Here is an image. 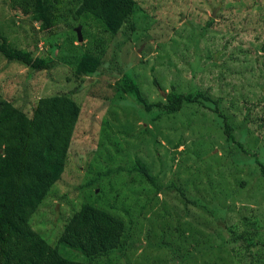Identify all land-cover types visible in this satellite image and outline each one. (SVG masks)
I'll list each match as a JSON object with an SVG mask.
<instances>
[{
	"label": "rangeland",
	"instance_id": "obj_1",
	"mask_svg": "<svg viewBox=\"0 0 264 264\" xmlns=\"http://www.w3.org/2000/svg\"><path fill=\"white\" fill-rule=\"evenodd\" d=\"M136 1L135 28L128 25L111 36L71 18L41 31L29 16L13 10L11 0H0V33L8 44L53 60L52 69L33 71L0 54V97L28 115L39 99L58 93L70 94L80 107L61 179L30 219L35 232L55 246L84 200L99 207L112 203L110 195L118 191L127 197L119 206L133 204L142 186L130 183L125 174L111 190L106 181L95 189V195L103 194L99 200L93 190L80 188L107 166L138 158L158 175L163 190L139 213L131 226L133 246L115 264H169L176 245L183 251L198 249L202 244L197 242L207 241L209 232L225 237L243 217L250 219L249 230L264 232V180L252 156L264 148V0ZM210 19L217 24L204 32ZM83 51L102 56L97 76L76 77L75 66L62 61ZM124 74L131 75L147 103L163 100L172 88L183 94L202 92L219 101L223 125L218 112L196 104L152 121L157 109L147 114L119 89ZM224 121L249 151L235 155L236 167L223 149ZM115 151L124 153V161ZM261 152L257 155L264 163ZM175 184L185 197L170 187ZM188 226L193 232L189 239L178 233ZM231 251L202 252L189 264H249L236 248Z\"/></svg>",
	"mask_w": 264,
	"mask_h": 264
},
{
	"label": "trees",
	"instance_id": "obj_2",
	"mask_svg": "<svg viewBox=\"0 0 264 264\" xmlns=\"http://www.w3.org/2000/svg\"><path fill=\"white\" fill-rule=\"evenodd\" d=\"M11 2L13 10L29 16L39 25L41 31H51L56 26L67 23L71 18L83 27L89 23L94 24L111 36H115L128 25L133 30L135 25L131 24V19L133 20L136 10H139V3L136 0H11ZM220 10L221 8L216 11ZM216 24L210 19L203 31ZM261 51H264V45L261 46ZM0 54L7 61L17 62L33 71H45L53 67L52 59L33 57L26 51L12 47L1 33ZM62 61L75 66L76 77L97 76L99 68L103 65L102 56L89 51L64 56ZM119 83V89L147 114L152 113L154 109L158 110L151 118L152 121L159 120L162 115L173 116L192 104L218 112L219 101L211 100L202 92L183 94L172 88L163 100L147 103L131 75L124 74ZM210 103L216 108L212 109ZM218 114L222 117L223 125L224 117L221 113ZM79 117L80 107L67 93L39 99L30 115L0 97V264H115L127 248L133 246L131 226L139 217V213L141 215L148 209L154 198L163 190V185L157 179L158 175H152L150 168L138 158L130 162L125 160L123 165L107 166L104 173L97 172L80 190L90 189L93 190V194L95 189L103 186L104 181L110 184L111 190L112 185L121 179L120 175L125 174L130 183L136 182L142 186L143 192L139 196L143 199L137 196L133 204L125 201L119 206L127 197H121L116 191L110 195L112 203L105 201L99 207L84 200L79 211L73 213L66 222L55 246L50 245L30 225V219L43 199L61 179ZM224 125L222 132L226 147L223 149L235 166V155L241 153L248 155L249 151L242 142L234 139L233 126L226 121ZM178 146L177 144L176 147ZM256 150L262 151L261 154L264 156L263 147ZM258 151L252 156L256 159L260 177L264 180V163L259 159ZM115 155L124 161V153L115 151ZM199 159L202 157L199 156ZM237 175L235 171V184L238 183L236 180H239L236 178ZM170 187L185 197L182 189L176 184ZM101 196L103 194L95 195V199L99 200ZM186 200L187 203L191 202L198 206V203ZM138 203L139 205L134 208V204ZM247 223H250V219L243 217L234 226V230L226 232L225 237L222 236V232L217 234L209 232L208 240L203 242L200 239L197 243L202 246L194 249L195 251H183L182 246L176 245L175 250H171V259L166 262L189 264L195 260L194 258L201 256L202 252L216 250L229 255L233 254L231 250L236 248L237 253L246 257L249 264H264L263 229L249 230L246 227ZM178 233L188 239L193 234L190 226ZM198 234L200 236L197 238L203 239V235L199 232ZM217 240L219 243L216 247ZM81 257L84 259L83 262L75 259Z\"/></svg>",
	"mask_w": 264,
	"mask_h": 264
},
{
	"label": "water",
	"instance_id": "obj_3",
	"mask_svg": "<svg viewBox=\"0 0 264 264\" xmlns=\"http://www.w3.org/2000/svg\"><path fill=\"white\" fill-rule=\"evenodd\" d=\"M76 33H77V39H78V41H79V42L82 41V40H81V37H80V27H78V28L76 29Z\"/></svg>",
	"mask_w": 264,
	"mask_h": 264
}]
</instances>
